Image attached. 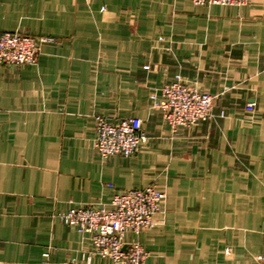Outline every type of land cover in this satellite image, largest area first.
<instances>
[{"label": "crops", "instance_id": "crops-1", "mask_svg": "<svg viewBox=\"0 0 264 264\" xmlns=\"http://www.w3.org/2000/svg\"><path fill=\"white\" fill-rule=\"evenodd\" d=\"M0 33L53 40L35 64L0 68V264L81 262L91 243L59 216L150 185L166 199L138 237L144 264H258L264 0H0ZM176 75L214 101L171 133L149 95ZM95 116L141 119L146 143L100 159Z\"/></svg>", "mask_w": 264, "mask_h": 264}, {"label": "built area", "instance_id": "built-area-1", "mask_svg": "<svg viewBox=\"0 0 264 264\" xmlns=\"http://www.w3.org/2000/svg\"><path fill=\"white\" fill-rule=\"evenodd\" d=\"M191 2L196 7L242 8L247 6L249 0ZM52 41L44 37L0 33V68L3 65L35 64L41 46ZM144 69L147 70L148 66ZM149 99L151 109L160 112L171 133H176L180 128H191L212 117L214 96L185 83L180 75L153 90ZM94 121V149L102 160L111 156L129 157L146 143L139 118H125L112 124L102 116H95ZM109 187L113 188L112 185ZM165 199L164 192L150 185L126 191L113 189L107 203L70 204L59 217L65 226L87 236L92 250L81 262L69 264H92V256L106 259L110 264H144L148 253L138 237L156 226L155 218L164 214ZM130 235L133 237L131 240L127 239ZM256 261L264 264V256L256 257Z\"/></svg>", "mask_w": 264, "mask_h": 264}]
</instances>
